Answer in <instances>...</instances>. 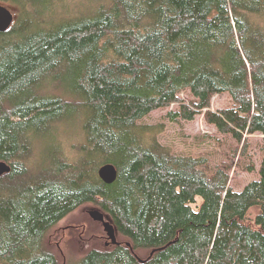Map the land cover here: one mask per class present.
Returning a JSON list of instances; mask_svg holds the SVG:
<instances>
[{
	"label": "trees",
	"instance_id": "trees-1",
	"mask_svg": "<svg viewBox=\"0 0 264 264\" xmlns=\"http://www.w3.org/2000/svg\"><path fill=\"white\" fill-rule=\"evenodd\" d=\"M0 3L14 12L0 31V264H68L82 224H58L87 203L117 242L74 264H264V155L234 190L228 163L176 153L139 121L177 104L171 119L204 113L245 153L264 133V0ZM217 94L230 103L212 109Z\"/></svg>",
	"mask_w": 264,
	"mask_h": 264
},
{
	"label": "rangeland",
	"instance_id": "rangeland-1",
	"mask_svg": "<svg viewBox=\"0 0 264 264\" xmlns=\"http://www.w3.org/2000/svg\"><path fill=\"white\" fill-rule=\"evenodd\" d=\"M73 1L84 6L89 0ZM12 8L16 7L12 6ZM180 96L186 101L195 99L189 89L181 91ZM229 103L230 99L227 95L217 94L211 100V108L217 109ZM177 107V104H172L166 108H158L139 121L144 124L159 125L161 131L157 135V139L170 146L176 153L202 155L207 159L206 167L210 169L228 163L230 165L229 184L234 190H241L248 182L260 178L259 169L264 155V133L255 132L247 135L249 142L246 152L242 154L243 142L237 141L230 134L218 132L215 126L205 121L204 113L199 114L194 120L171 119L168 113ZM68 137L71 139H69L70 141L76 140L72 139L69 134ZM251 163L254 165L253 170L248 169ZM201 201L202 199L198 197L197 204H200ZM193 206L195 207L196 203ZM92 207V204L87 203L59 221L58 228L62 232L67 225L82 224L79 228H75L73 235L66 242V247L70 251L68 264L77 262L83 253L94 246L111 244L102 222L93 219L89 214V209ZM68 232L69 230L66 231V233ZM107 240L108 244H106Z\"/></svg>",
	"mask_w": 264,
	"mask_h": 264
},
{
	"label": "water",
	"instance_id": "water-1",
	"mask_svg": "<svg viewBox=\"0 0 264 264\" xmlns=\"http://www.w3.org/2000/svg\"><path fill=\"white\" fill-rule=\"evenodd\" d=\"M14 12L8 6L0 3V31L6 30L12 23ZM11 166L5 161L0 159V174L7 172ZM99 174L105 182H113L117 177V168L113 163H105L99 169ZM89 214L95 220L101 221L106 231L107 238L112 242H117L116 228L112 223L110 217L97 207L89 209Z\"/></svg>",
	"mask_w": 264,
	"mask_h": 264
},
{
	"label": "flooded vegetation",
	"instance_id": "flooded-vegetation-1",
	"mask_svg": "<svg viewBox=\"0 0 264 264\" xmlns=\"http://www.w3.org/2000/svg\"><path fill=\"white\" fill-rule=\"evenodd\" d=\"M108 243H109V241L107 240V241H106V244H108Z\"/></svg>",
	"mask_w": 264,
	"mask_h": 264
},
{
	"label": "bare ground",
	"instance_id": "bare-ground-1",
	"mask_svg": "<svg viewBox=\"0 0 264 264\" xmlns=\"http://www.w3.org/2000/svg\"><path fill=\"white\" fill-rule=\"evenodd\" d=\"M100 168H101V167H100ZM100 168H99V169H100ZM99 175H100V174H99ZM100 177H101V176H100ZM50 238H51V237H50Z\"/></svg>",
	"mask_w": 264,
	"mask_h": 264
}]
</instances>
